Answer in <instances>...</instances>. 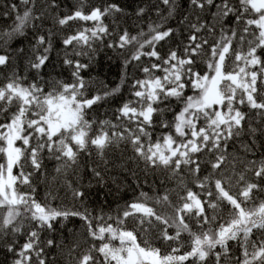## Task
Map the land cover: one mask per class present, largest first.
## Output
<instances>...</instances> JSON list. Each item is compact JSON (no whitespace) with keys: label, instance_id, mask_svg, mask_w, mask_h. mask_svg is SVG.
<instances>
[{"label":"snow or ice","instance_id":"obj_1","mask_svg":"<svg viewBox=\"0 0 264 264\" xmlns=\"http://www.w3.org/2000/svg\"><path fill=\"white\" fill-rule=\"evenodd\" d=\"M21 2L25 5L23 14L16 15V23L3 36L24 35L26 27H35V21L43 18L35 10L34 0ZM189 2L201 12L215 9V23H201L199 15L195 21L184 16L179 23L187 25L188 35L182 49L170 48L164 55L157 50L158 44L179 34L178 28H165L163 24L150 26L149 33L140 36L125 30L115 44H109L121 49L135 46L126 64L142 57L156 61L141 68L144 79L132 82L135 99L117 109V119L126 120L129 126L101 121L99 132L89 135L93 123L87 118L89 110L117 95L123 81L89 98L81 75L88 65L68 58L67 52L63 63L72 68V82L56 81L45 91L38 82L23 84V78L13 73L0 86V154L4 156L0 163V241L14 254L13 264H49L45 249L55 247L56 242L42 241L41 233L54 231L58 221L70 217L83 220L87 235L100 241L98 245L89 244L77 256L72 253L81 246L73 245L68 252L71 264H264V200L257 201L254 196L255 192H264V185L246 179L251 172L257 180H264V159L257 163L243 158L256 149L257 134L264 137V0ZM162 3L168 6L170 17L176 13L177 0ZM50 6L57 7L56 0H51ZM11 8L16 11L17 5ZM144 11L141 8L138 15ZM121 12L123 9L115 3L94 6L85 12L81 3L71 14L57 16L55 22L61 27L72 21L93 22L92 28H81L62 41L66 49L80 48L75 52L80 56L86 55L83 47L91 50L93 41L112 35L104 18ZM229 19L232 23L225 32ZM218 26L220 39L209 44L201 33L206 30L214 34ZM51 36V32L36 36L30 67L37 72L49 61ZM234 40L246 48L237 50ZM11 59L7 53L0 54V67ZM197 59L206 64L204 74L196 71ZM189 87L197 94L185 95ZM173 100L182 107L168 121L165 117L174 111ZM241 106L255 110L261 125L251 126L249 114ZM13 107L15 110L10 111ZM157 124L169 131L153 142L150 130ZM104 126L122 130L109 133ZM245 135L251 143L241 141L237 148L235 142ZM122 143L132 145L146 168L168 172L179 189L175 203L168 192L156 198L142 192L113 226L106 221L100 223L104 217L93 216L87 208L73 211L35 199L32 177L41 170L45 153L60 162L56 172L64 173L78 168L80 154L91 155L93 147L107 165L106 151ZM202 165L210 168L207 175H201ZM28 167L32 171H26ZM91 171L103 181L100 171ZM189 183L200 191H193ZM18 185H26L30 191H21ZM72 195L80 199L85 194L74 189ZM149 200L161 205V210L149 206ZM129 217L136 222L132 229L125 227ZM185 233L189 237L188 250L182 252ZM19 235H25L26 240L17 249L15 237ZM158 241L161 246H157ZM232 242L240 248V255L233 252ZM164 246L167 250H163Z\"/></svg>","mask_w":264,"mask_h":264},{"label":"trees","instance_id":"obj_2","mask_svg":"<svg viewBox=\"0 0 264 264\" xmlns=\"http://www.w3.org/2000/svg\"><path fill=\"white\" fill-rule=\"evenodd\" d=\"M34 2L35 10L42 13L43 18L35 21V27H26L24 35L9 37L3 36V34L11 31L16 23V15L18 13L23 14L25 5L21 0H0V37H3L0 38V54L7 53L12 58L8 65L0 67V86L7 83L8 78L13 73L23 78V84L38 82L44 87L45 91H49L56 81L72 82V68L63 63L66 52L69 54L68 58L79 60L81 63L88 65V68L83 70L81 75L86 81L87 96L89 98L97 93L103 94L105 91L116 88L123 81L117 95L108 97L89 110L87 118L93 122L89 135H95L99 132L102 126L101 121H110L113 125L129 126L126 120L117 119L119 115L117 109L128 100L135 99L132 95V82L136 79L145 78L141 68L156 62L154 60L150 61L147 57H142L140 61H132L126 64L125 62L130 60L131 55L134 53L135 46L129 45L121 49L119 47H109V44H115L125 30L132 36H140L141 33H149V27L157 24H163L165 28H178L179 34L174 33L173 37L167 42H161L157 45V50L160 51L161 55H164L170 48L180 47L182 49L183 42H186L187 25L179 23L184 16H188L190 20L195 21L196 15H199L201 23L207 22L208 25L215 23L213 19L215 9L203 12L194 10L189 0H177V11L171 17L169 16L168 6L164 5L162 0H56L57 7L55 8L50 6L51 0H34ZM81 3L84 4L85 12L94 6H105L110 3L118 4L123 12L104 18V23L108 26L112 35L105 36L103 40L93 41L91 50L86 46L83 47L86 55L77 56L75 52L81 49L73 50L71 47L66 49L62 41L65 36L72 35L81 28H92L93 22L72 21L61 27L56 24L55 18L71 14ZM12 4L17 5L16 11L12 10ZM141 8L145 11L142 15H138ZM231 23V19L226 22L225 32L228 31V26ZM49 32L52 33L53 49L49 54V61L45 67L37 72L30 67V60L34 59L33 45L37 35H47ZM201 35L208 39L209 44H211L220 39V28L218 26L214 34H210L205 30ZM141 38L147 37L142 36ZM233 47L240 50L246 48V45L237 44L234 40ZM20 49H23V52ZM145 51H147V48H145ZM195 68L201 74L207 71L206 64L201 59H197ZM155 74L163 75L161 72ZM196 94L191 87L185 90V95ZM171 107L174 111L166 113L165 118L168 121L173 119L175 112H179L182 105L173 100ZM14 110V107L10 109V111ZM241 110L249 114L251 126L258 127L261 125V118L255 114V110H250L246 106H241ZM2 120L3 117H0V121ZM130 126L134 127V125ZM104 127L109 133L113 130H122ZM150 131L152 132L151 139L155 142L169 129H162L157 124ZM241 141L251 143L250 138L245 135L235 142L237 148H239ZM17 143L19 144V142ZM256 144L257 147L254 152L243 157L247 161L259 163L261 159H264V146H262L264 145V137L259 136V133L257 134ZM229 151H233L231 144ZM105 157L108 160L107 165L102 162L93 147L91 155L83 152L80 154L78 168L74 167L67 172L57 173L56 168L60 166V162L50 158L45 153L41 170L32 177L35 199L41 203L51 202L54 207L67 208L73 211H83L87 208L93 216L104 217V220L100 223L106 221L113 224V226H116V220L119 216H122L126 206L140 198L142 192L153 198L168 192L170 200L173 203L177 201L176 192L179 189L176 182L169 178L168 172L162 169L146 168L144 161L136 157L131 144L122 143L119 147L109 149L106 151ZM3 162L4 156L0 154V163ZM92 168H96L101 172L103 181H99L98 178L93 176ZM26 171H32V169L28 167ZM208 171H210V168L207 165H202L201 175H207ZM237 171H239V168ZM246 179L264 185V180H257L251 172L246 174ZM18 187L21 191H30L26 185H18ZM189 187H192L193 191H200L191 183H189ZM74 189L83 191L84 197L74 198L72 195ZM49 193L52 195L49 196ZM254 196L257 201L264 200V192H255ZM147 202L149 206H154L157 211L161 210L162 206L154 204V200ZM166 211L170 212V209H166ZM109 217L112 219H108ZM217 222L222 223L223 221L218 220ZM93 223L96 224L97 222L93 221ZM125 227L128 229L136 227V222L132 217L125 221ZM213 227L215 228L216 225L213 224ZM196 230L198 229L194 228V231ZM169 231L173 232L174 230L169 229ZM254 238H258V235ZM15 239L17 240L16 247L19 249L20 245L25 242L26 236L19 235ZM46 239H53L56 242L55 247L45 249L49 264H71L68 252L75 244H79L81 247L73 251V256L79 255L89 244L95 243L98 245L100 243V241H94L87 235L84 221L79 217H70L66 221H58L54 231L41 233V240ZM182 239L185 241V246L181 249L183 252L188 250V234H183ZM157 246H161V242L158 241ZM232 249L236 255H240V248L235 242H232ZM163 250H167L166 246ZM14 259V254L8 252L3 242L0 241V264H13ZM188 264H191V261Z\"/></svg>","mask_w":264,"mask_h":264}]
</instances>
